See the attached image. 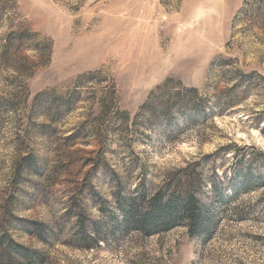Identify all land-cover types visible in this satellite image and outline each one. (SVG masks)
<instances>
[{"label": "rangeland", "instance_id": "rangeland-1", "mask_svg": "<svg viewBox=\"0 0 264 264\" xmlns=\"http://www.w3.org/2000/svg\"><path fill=\"white\" fill-rule=\"evenodd\" d=\"M186 169L208 237L117 232ZM5 236L16 264H264V0H0Z\"/></svg>", "mask_w": 264, "mask_h": 264}, {"label": "trees", "instance_id": "trees-1", "mask_svg": "<svg viewBox=\"0 0 264 264\" xmlns=\"http://www.w3.org/2000/svg\"><path fill=\"white\" fill-rule=\"evenodd\" d=\"M185 92L187 95H194L197 90L187 89ZM203 183L194 170L186 169L182 171V178L177 179L174 185H166L154 193L153 190H147L144 185H141L131 192L129 197H118L116 208L119 214L116 215L115 225L117 232L136 233L147 238L182 227L188 230L191 237H208L211 232V218L204 208V201L200 194ZM70 214L69 210L67 215ZM109 214H112L111 211ZM84 218H86L85 213L80 210L79 221L82 220V222H79V232L84 234L81 238L86 248L91 249L93 243L98 246L106 238H101L96 231L90 236L86 235L83 228L86 225V222H83ZM88 223L96 228L99 225L93 220L92 222L89 220ZM0 242L7 246L5 250L0 249V264H16L14 255L22 257V262L29 261L31 256L33 257L31 252L26 250L14 252L12 249L14 243L8 236L1 238ZM28 263L35 264L32 260Z\"/></svg>", "mask_w": 264, "mask_h": 264}]
</instances>
